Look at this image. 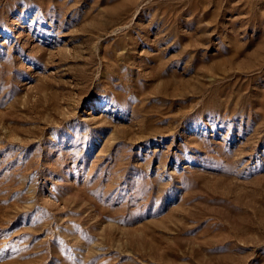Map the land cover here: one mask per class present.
<instances>
[{
  "label": "rangeland",
  "instance_id": "rangeland-1",
  "mask_svg": "<svg viewBox=\"0 0 264 264\" xmlns=\"http://www.w3.org/2000/svg\"><path fill=\"white\" fill-rule=\"evenodd\" d=\"M0 264H264V0H0Z\"/></svg>",
  "mask_w": 264,
  "mask_h": 264
}]
</instances>
